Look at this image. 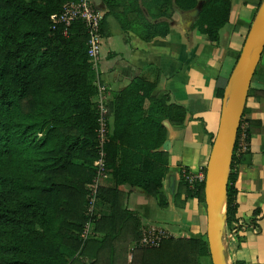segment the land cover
I'll list each match as a JSON object with an SVG mask.
<instances>
[{
  "label": "trees",
  "instance_id": "obj_1",
  "mask_svg": "<svg viewBox=\"0 0 264 264\" xmlns=\"http://www.w3.org/2000/svg\"><path fill=\"white\" fill-rule=\"evenodd\" d=\"M67 1L0 0V264H107L101 256L105 249L113 256L110 239L141 237L139 216L124 205L120 184L138 186L159 206L168 205L161 190L169 170L168 151L161 148L167 134L163 119L180 124L186 110L157 89L158 72L133 77L107 102L113 121L103 143L104 165L113 183L97 185L96 195L109 211L86 213L98 157L97 69L81 20L66 33L51 26L50 15ZM101 1V32L113 15L121 28L149 40L170 29L168 20L152 19L171 18L174 3L187 10L199 0ZM202 1L192 26L215 40L228 21L231 0ZM240 131L241 121L226 180L225 228L238 221L237 165L248 153L239 148ZM203 191L204 182L191 187L181 178L174 198L183 205L184 193L204 202ZM141 247L144 264H202L199 257L209 256L202 236L169 235Z\"/></svg>",
  "mask_w": 264,
  "mask_h": 264
},
{
  "label": "crops",
  "instance_id": "obj_2",
  "mask_svg": "<svg viewBox=\"0 0 264 264\" xmlns=\"http://www.w3.org/2000/svg\"><path fill=\"white\" fill-rule=\"evenodd\" d=\"M260 2L231 0L228 21L219 29L215 40L192 25L185 26L176 12L171 17L169 32L149 40L121 28L109 15L106 17L96 69L108 101L133 77L143 74L153 78L159 72L157 89L167 91L171 101L186 110L180 124L163 119L167 134L166 144L161 148L168 151L169 170L161 190L168 198V205L159 206L153 195L138 186L119 185L124 205L139 216L141 232L153 225L165 228L175 237L201 236L206 230L204 202L181 193L184 204L180 205L174 193L182 167L196 172L206 166L224 99L231 89L232 70ZM112 121L113 117L110 128ZM240 121L249 132L243 150L248 153H244L245 160L237 165L238 221L225 228L224 250L228 264H264V48L249 83ZM98 181L101 185L113 183L108 171ZM97 200L96 213L108 212V204ZM255 209H258L256 214ZM110 240L115 252L111 256L105 249L101 256L104 263L147 261L139 241L130 239V235ZM83 258L92 260L88 256ZM199 259L202 264H211L208 255Z\"/></svg>",
  "mask_w": 264,
  "mask_h": 264
},
{
  "label": "water",
  "instance_id": "obj_3",
  "mask_svg": "<svg viewBox=\"0 0 264 264\" xmlns=\"http://www.w3.org/2000/svg\"><path fill=\"white\" fill-rule=\"evenodd\" d=\"M98 8L104 4L95 0ZM203 1L187 10L174 3V11L185 26L190 27L197 18ZM171 18L160 17L153 21ZM264 48V0H261L244 38L231 75V89L221 109L218 128L213 137L210 153L205 166L204 204L206 209V242L211 264H228L226 260L220 220L225 224V195L229 162L242 107L256 64ZM166 141L163 142L165 146ZM223 207L222 217L218 218Z\"/></svg>",
  "mask_w": 264,
  "mask_h": 264
},
{
  "label": "built area",
  "instance_id": "obj_4",
  "mask_svg": "<svg viewBox=\"0 0 264 264\" xmlns=\"http://www.w3.org/2000/svg\"><path fill=\"white\" fill-rule=\"evenodd\" d=\"M103 17V10L98 8L95 0H71L67 1L63 5V9L60 12L52 13L50 15L52 28L60 27L64 33L67 32L68 27L75 21L81 20L87 30V53L91 57L96 67L98 55L100 52V46L102 44V33L100 30V23ZM97 86V92L93 97L97 106L98 112V127L97 131V148L98 157L94 160L93 164L96 167V175L94 178V186L88 194V203L86 205L87 215L96 213L94 208V200L97 199L96 187L101 185L98 181L99 176L105 173L104 165V149L103 143L108 139L111 128L112 115L108 114L107 96L105 94V87L100 84L98 80L95 81ZM245 130L241 125L239 148L245 149ZM205 168H201L196 172H192L189 169L182 167L180 169L181 178L189 185L194 186L196 183L204 182ZM88 222H86L83 231L80 233V237L83 239L86 235ZM168 231L161 226H146L142 232L141 237L138 240L140 245L143 246H155L158 245L162 238L169 236Z\"/></svg>",
  "mask_w": 264,
  "mask_h": 264
},
{
  "label": "rangeland",
  "instance_id": "obj_5",
  "mask_svg": "<svg viewBox=\"0 0 264 264\" xmlns=\"http://www.w3.org/2000/svg\"><path fill=\"white\" fill-rule=\"evenodd\" d=\"M103 10V9H102ZM104 11V10H103ZM109 17L113 18L115 21L116 19L112 16V15H109ZM117 22V21H116ZM98 199V198H97ZM95 199L94 200V208H95V211L98 207V200ZM220 229H221V232H222V235H226V230H225V224L223 223V218H222V221L220 220ZM201 236L206 239V230L201 234Z\"/></svg>",
  "mask_w": 264,
  "mask_h": 264
},
{
  "label": "bare ground",
  "instance_id": "obj_6",
  "mask_svg": "<svg viewBox=\"0 0 264 264\" xmlns=\"http://www.w3.org/2000/svg\"><path fill=\"white\" fill-rule=\"evenodd\" d=\"M222 212H223V207L220 208V213H219V215H218V218H219V217H222ZM221 221H222V220H221Z\"/></svg>",
  "mask_w": 264,
  "mask_h": 264
}]
</instances>
